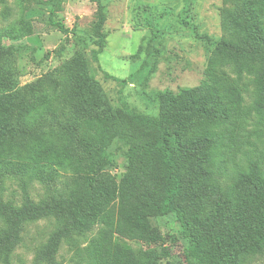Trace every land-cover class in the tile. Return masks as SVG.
I'll return each mask as SVG.
<instances>
[{"label":"trees","instance_id":"obj_1","mask_svg":"<svg viewBox=\"0 0 264 264\" xmlns=\"http://www.w3.org/2000/svg\"><path fill=\"white\" fill-rule=\"evenodd\" d=\"M96 1L95 59L106 47L108 16L102 0ZM181 1L186 12L190 0ZM232 1L234 12L223 22L226 36L202 33L187 14L179 15L203 43L207 65L199 85L157 93V116L125 100L115 115L81 55L72 60L74 104L63 122L49 115L42 100L31 101L28 88L7 79L9 69L0 73V259L22 242L29 223L54 218L56 228L37 253L38 263L57 264L63 241L73 242L99 227L89 241V264H161L155 250L135 249L118 239L161 242L164 236L149 222L155 214H173L180 222L189 240L187 264H247L264 258V154L257 141L249 140L264 130V0ZM54 13L53 26L65 35L75 32ZM147 24L158 35L159 26L153 20ZM154 54L147 49L148 58L129 80L155 66ZM13 55L2 43L0 28V58ZM104 122L108 130L100 136ZM243 132L245 147L235 158ZM113 133L130 139L128 169L119 184L104 170L109 162L104 144ZM57 168L71 171L70 185L58 196L35 201L28 180L48 183ZM6 176L19 181V204L4 197ZM220 176L235 180L224 186ZM115 201L123 217L112 208Z\"/></svg>","mask_w":264,"mask_h":264},{"label":"rangeland","instance_id":"obj_2","mask_svg":"<svg viewBox=\"0 0 264 264\" xmlns=\"http://www.w3.org/2000/svg\"><path fill=\"white\" fill-rule=\"evenodd\" d=\"M102 3L108 13L103 28L107 43L96 59L94 53L98 41L93 34L98 9L96 0H5L0 4L2 43L14 51L11 58H0V73L9 69L12 74L6 78L16 87L28 88L30 100L48 104L49 115L62 122L70 117L73 109L77 71L72 60L76 55L83 57L115 115L120 114L121 101L125 100L140 112L157 116L160 112L157 93L164 90L177 92L199 85L207 65L203 43L181 24L179 15L187 14L200 32L222 37L227 35L223 23L228 20L227 13L234 12L232 0H190L186 12V3L181 0H102ZM165 10L170 13L160 19ZM52 11L56 20L69 29L75 28V32L65 35L53 26L50 22ZM148 20L159 26L158 35H154L156 31L148 26ZM62 45L60 54L53 52ZM150 48L155 51V66L144 77L129 80V76L145 63ZM251 95L252 87L245 93L248 103ZM102 125L100 136L108 130L105 122ZM244 134L236 144L235 158L240 157L245 147ZM253 135L249 140L257 141L264 154V130ZM129 147L130 139L121 134L113 133L105 140L104 151L109 162L104 170L116 179L117 184L128 169L126 153ZM52 172L54 179L48 183L28 180L35 201L58 196L70 185L71 171L57 168ZM220 180L224 186H230L235 178L220 176ZM4 181L5 199L19 204L18 179L6 176ZM112 208L119 217L124 216L118 201L112 203ZM149 222L164 236L161 242L146 245L118 239L135 249L155 250L161 264H187L185 253L189 240L176 217L155 214L149 217ZM55 228L54 218L29 223L22 242L8 257L0 259V264H44L36 262L35 257ZM98 233L99 227H96L73 242L63 241L57 264H89V241ZM247 264H264V258L248 259Z\"/></svg>","mask_w":264,"mask_h":264}]
</instances>
